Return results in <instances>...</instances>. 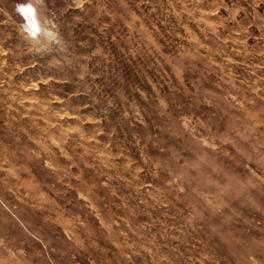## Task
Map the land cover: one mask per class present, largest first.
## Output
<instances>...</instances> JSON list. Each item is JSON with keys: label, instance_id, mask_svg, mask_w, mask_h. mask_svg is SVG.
<instances>
[{"label": "rangeland", "instance_id": "374dc122", "mask_svg": "<svg viewBox=\"0 0 264 264\" xmlns=\"http://www.w3.org/2000/svg\"><path fill=\"white\" fill-rule=\"evenodd\" d=\"M234 20L264 40V0H0V264H264V175L241 165L264 68L225 59Z\"/></svg>", "mask_w": 264, "mask_h": 264}, {"label": "clouds", "instance_id": "9594fccd", "mask_svg": "<svg viewBox=\"0 0 264 264\" xmlns=\"http://www.w3.org/2000/svg\"><path fill=\"white\" fill-rule=\"evenodd\" d=\"M52 29H55L54 24L52 25ZM52 29L48 31V37L52 43L58 44L60 42L59 33L53 31ZM217 35L219 36L221 47L224 49L225 59H243L246 62L264 68V40H262V42L258 44L255 49H251L247 44L249 31L246 28L239 26L238 20H234V26L231 29L228 28L218 29ZM27 38L30 40H34L37 37L36 35H29ZM217 63H220V61H217ZM164 70L168 72L169 75L172 76V78L174 79V73L171 72V68L169 66H165ZM237 87L238 86L236 84L231 85L232 89H235ZM235 94H236L235 92L232 93V95ZM228 99L231 102L232 96H229ZM181 127H183V125H181ZM249 127L251 128L252 125L249 124ZM255 143L256 142L254 137L250 138V145ZM65 147L70 152V154L73 155V159L75 163L79 164L80 167H83L84 161L79 160L75 156V154L71 153V149L68 146ZM54 150L59 151V149L56 148L55 146H54ZM232 154L236 155L235 152H232ZM87 163H96V162L92 161L91 158H87ZM241 165L246 166V168L248 169H252L258 175H264V145L256 144L255 150H253L252 147H249V158H242ZM139 168H140L139 178L136 181V183L141 185V192L144 194L145 199H148L149 196L157 195L155 188L151 186L153 184V181L150 176L151 165L147 162L141 161L139 162ZM72 170L75 171L76 170L75 167H73ZM132 171L133 170L130 169L128 172H125L124 175L129 176L132 174ZM110 183H114V181ZM44 191H48V190L44 189ZM48 195L52 198H56L55 194L52 192H48ZM77 198L81 199L82 202L90 203L87 201H83V197L80 194H78ZM158 198L163 199L162 196ZM89 211L92 213V216L89 218L95 219L96 225L98 227L102 226L101 225L102 220H107V218L104 217L103 211L100 208V206L90 208ZM81 220L84 221L85 217L82 216ZM84 226L85 225L83 223L80 225L81 228H83ZM125 227H127V225ZM250 259L254 261V257Z\"/></svg>", "mask_w": 264, "mask_h": 264}, {"label": "water", "instance_id": "95a60500", "mask_svg": "<svg viewBox=\"0 0 264 264\" xmlns=\"http://www.w3.org/2000/svg\"><path fill=\"white\" fill-rule=\"evenodd\" d=\"M26 7V6H24ZM23 8V7H22ZM27 15L29 16V20H27L23 14H22V11H21V8L18 6L16 8V13L22 18V20L24 21V28L27 29L28 31H35L36 28H35V25H36V21L35 19L33 18L34 16V13H33V10L31 8H28L26 7V11Z\"/></svg>", "mask_w": 264, "mask_h": 264}]
</instances>
